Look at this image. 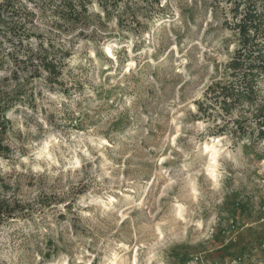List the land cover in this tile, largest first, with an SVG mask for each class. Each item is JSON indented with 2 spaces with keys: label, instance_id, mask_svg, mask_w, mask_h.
<instances>
[{
  "label": "rangeland",
  "instance_id": "obj_1",
  "mask_svg": "<svg viewBox=\"0 0 264 264\" xmlns=\"http://www.w3.org/2000/svg\"><path fill=\"white\" fill-rule=\"evenodd\" d=\"M11 1L62 65L55 82L0 58V102L19 99L0 195L27 213L0 223V264H264V74L255 105L197 111L242 76L231 5L93 1L60 25L57 2Z\"/></svg>",
  "mask_w": 264,
  "mask_h": 264
},
{
  "label": "trees",
  "instance_id": "obj_2",
  "mask_svg": "<svg viewBox=\"0 0 264 264\" xmlns=\"http://www.w3.org/2000/svg\"><path fill=\"white\" fill-rule=\"evenodd\" d=\"M57 2V23L60 25H75L80 22L81 15L86 13L88 6L94 1L104 11L118 10L122 3L149 2L160 4V0H48ZM217 1V0H214ZM230 4L229 10L233 13L231 28L237 29L241 36V47L236 50V56L225 64V69L232 70L231 75L242 72L241 79L228 84L217 81L209 85L205 91V98L210 99V104L203 107L197 102V111L203 116L208 115L207 107L219 105L224 115H230L232 110L248 103L253 106L257 100L258 79L264 74V10H260L258 0H226ZM264 7V5H263ZM142 9L145 10L144 7ZM22 11V12H21ZM135 11L133 10L132 14ZM33 14L22 10L11 0H0V58H10L15 65L29 64L35 66L36 72H44L46 78L58 81L61 76L62 62L55 53L51 52L54 45L51 41L44 46L43 37L31 33H25L22 24L17 21L31 20ZM238 17V19H237ZM13 23V24H12ZM226 23L228 20H226ZM37 40L36 47L28 42L30 38ZM10 44L11 49L5 51V44ZM18 98H7L0 102V158L8 159L12 150L8 142V132L11 121L7 113L11 111ZM254 121L259 125V134L264 133V113L253 115ZM240 121H233L240 125ZM1 180V178H0ZM6 191L10 186L2 184ZM24 206L16 200H11L7 194L0 195V223L27 215L23 211ZM31 213V212H28Z\"/></svg>",
  "mask_w": 264,
  "mask_h": 264
},
{
  "label": "bare ground",
  "instance_id": "obj_3",
  "mask_svg": "<svg viewBox=\"0 0 264 264\" xmlns=\"http://www.w3.org/2000/svg\"><path fill=\"white\" fill-rule=\"evenodd\" d=\"M106 49V52L109 54V55H111V50H110V48H105ZM208 146V145H207Z\"/></svg>",
  "mask_w": 264,
  "mask_h": 264
}]
</instances>
